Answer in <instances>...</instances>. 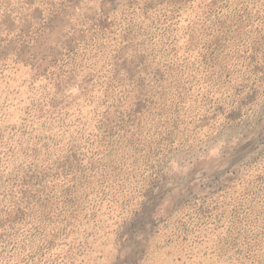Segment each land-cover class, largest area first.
<instances>
[{
  "label": "rangeland",
  "instance_id": "374dc122",
  "mask_svg": "<svg viewBox=\"0 0 264 264\" xmlns=\"http://www.w3.org/2000/svg\"><path fill=\"white\" fill-rule=\"evenodd\" d=\"M0 264H264V0H0Z\"/></svg>",
  "mask_w": 264,
  "mask_h": 264
}]
</instances>
